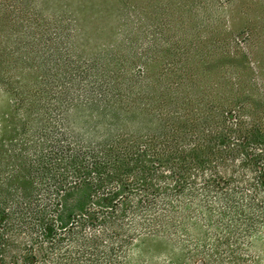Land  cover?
Instances as JSON below:
<instances>
[{"label":"trees","instance_id":"trees-1","mask_svg":"<svg viewBox=\"0 0 264 264\" xmlns=\"http://www.w3.org/2000/svg\"><path fill=\"white\" fill-rule=\"evenodd\" d=\"M50 1L0 0V264H264V0H114L94 44Z\"/></svg>","mask_w":264,"mask_h":264},{"label":"rangeland","instance_id":"rangeland-1","mask_svg":"<svg viewBox=\"0 0 264 264\" xmlns=\"http://www.w3.org/2000/svg\"><path fill=\"white\" fill-rule=\"evenodd\" d=\"M113 4L114 0H54L48 3V7L63 6L73 11L86 33L91 36V44H94L98 41L94 29L103 25L105 16L110 13Z\"/></svg>","mask_w":264,"mask_h":264}]
</instances>
